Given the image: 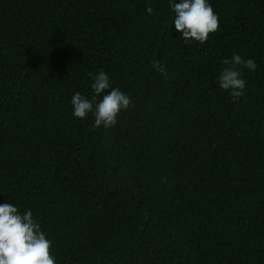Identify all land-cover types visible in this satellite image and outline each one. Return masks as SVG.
<instances>
[{"label":"trees","instance_id":"1","mask_svg":"<svg viewBox=\"0 0 264 264\" xmlns=\"http://www.w3.org/2000/svg\"><path fill=\"white\" fill-rule=\"evenodd\" d=\"M0 264H264V0H0Z\"/></svg>","mask_w":264,"mask_h":264}]
</instances>
